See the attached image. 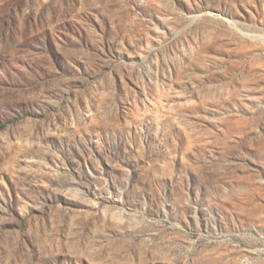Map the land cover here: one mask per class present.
<instances>
[{
	"label": "rangeland",
	"instance_id": "obj_1",
	"mask_svg": "<svg viewBox=\"0 0 264 264\" xmlns=\"http://www.w3.org/2000/svg\"><path fill=\"white\" fill-rule=\"evenodd\" d=\"M0 264H264V0H0Z\"/></svg>",
	"mask_w": 264,
	"mask_h": 264
}]
</instances>
